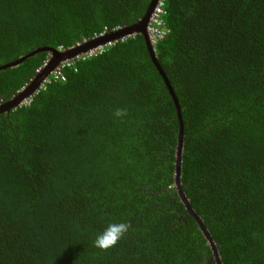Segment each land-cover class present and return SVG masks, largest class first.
<instances>
[{
  "label": "trees",
  "instance_id": "obj_1",
  "mask_svg": "<svg viewBox=\"0 0 264 264\" xmlns=\"http://www.w3.org/2000/svg\"><path fill=\"white\" fill-rule=\"evenodd\" d=\"M151 1L0 0V66L131 26ZM162 3L151 46L182 121L181 190L221 264H264V0ZM49 54L0 70V104ZM178 131L142 34L56 66L0 113V264H216L175 188ZM121 220L125 238L95 247Z\"/></svg>",
  "mask_w": 264,
  "mask_h": 264
},
{
  "label": "water",
  "instance_id": "obj_2",
  "mask_svg": "<svg viewBox=\"0 0 264 264\" xmlns=\"http://www.w3.org/2000/svg\"><path fill=\"white\" fill-rule=\"evenodd\" d=\"M156 2H157V0H152L150 5H149V8L147 9V11L145 13V15L141 19H139L135 24H133L131 26L122 27V28H119L117 30L110 31L104 35L93 38L89 41H85L82 44H77L76 46H74V47H72L66 51H63V52H57L53 48H40V49L34 50V51L24 55V56H21L18 59L14 60L10 63H7L5 65L0 66V70L17 66L18 64H20L21 62L26 60L28 57H31L40 51H47V52H51L53 54L52 58H50L47 61V63L43 66V68L39 72H37V74L34 76V78L24 88H22L20 91H18L7 102L0 104V113L1 112H7L12 108L17 107L21 103V101H23L24 99L29 97L37 89V87L40 85V83L42 81H44V79L48 76V74L51 73L52 70L60 62L72 59L75 56H77L83 52H86L87 50H89L92 47L102 45V44H105V43L110 42V41H116L119 38L130 36V35H133L136 33L142 34L144 37V40L147 44V48H148V51L150 53L151 59H152L153 63L155 64L159 74L162 76V78H163V80H164V82H165V84H166V86H167V88H168V90L172 96L175 107H176L177 118L179 121L178 140H177L176 154H175L176 158H175V176H174L176 190H177L178 195L181 198L185 208L188 210V213L200 225L201 231L203 232V234H204V236H205V238H206V240H207V242L211 248L212 255H213V258H214L216 264H221V262L219 260L217 248H216L214 242L210 238L209 233L207 232L205 227L201 224L199 217L195 214L193 209L189 206V203H188V201H187V199H186L185 195L183 194L181 187H180L179 175H180V163H181V150H182V142H183L182 141L183 140L182 121H181V117H180L176 98L172 93L171 86L169 85L162 69L159 67V65L155 59L152 46H151V44L148 40L147 34H146V25L149 21L150 14L152 13Z\"/></svg>",
  "mask_w": 264,
  "mask_h": 264
},
{
  "label": "clouds",
  "instance_id": "obj_3",
  "mask_svg": "<svg viewBox=\"0 0 264 264\" xmlns=\"http://www.w3.org/2000/svg\"><path fill=\"white\" fill-rule=\"evenodd\" d=\"M158 1V0H157ZM157 3V2H156ZM156 5V4H155ZM148 24V23H147ZM146 27H147V25H146ZM122 28V27H121ZM117 29H119V28H117ZM117 29H115V30H117ZM113 31V30H112ZM108 32H110V31H106V32H104V33H101V34H99V35H96V36H94L93 38H96V37H99V36H101V35H104V34H106V33H108ZM146 34H147V32H146ZM127 37V36H126ZM147 37H148V35H147ZM93 38H91V39H93ZM122 38H124V37H122ZM91 39H89V40H91ZM89 40H83L81 43H77V44H82V43H84L85 41H89ZM148 40H149V38H148ZM112 41H110V42H107V43H111ZM149 42H150V44L152 45V44H155V43H152L150 40H149ZM77 44H75L74 46H76ZM106 44V43H105ZM102 45H104V44H102ZM74 46H72V47H74ZM99 46V45H98ZM72 47H70V48H72ZM96 47V46H95ZM70 48H67V49H54L55 51H57V52H63V51H66V50H68V49H70ZM92 48H94V47H92ZM48 53H50L49 54V57H48V59L43 63V65L40 67V68H38L36 71H35V75L37 74V72H39L42 68H43V66L47 63V61L50 59V58H52V56H53V54L51 53V52H48ZM83 53H85V52H83ZM83 53H81V54H79V55H82ZM78 56V55H77ZM74 58H76V56L74 57ZM73 59V58H72ZM69 60H71V59H69ZM67 61V60H66ZM64 62V61H63ZM60 63H62V62H60ZM60 63L57 65V66H59L60 65ZM74 71H78V69H74ZM46 79V78H45ZM44 79V80H45ZM27 85V84H26ZM24 88V87H23ZM21 90V89H20ZM19 90V91H20ZM18 92V91H17ZM28 98V97H27ZM26 98V99H27ZM26 99H24L23 101H21V103L20 104H23L25 101H26ZM114 115L116 116V117H124V116H126L127 115V109H123V108H118V109H116V111H115V113H114ZM175 188H176V186H175ZM131 227H132V225H131V223L130 222H128V221H126V220H121V221H118V222H111V223H108L107 224V226L103 229V231L102 232H99L97 235H96V238H95V241H94V245H95V247H97V248H99V249H101V250H108V249H110V248H114V247H116L118 244H119V242L122 240V239H124L125 238V236L127 235V233L129 232V230L131 229Z\"/></svg>",
  "mask_w": 264,
  "mask_h": 264
},
{
  "label": "built area",
  "instance_id": "obj_4",
  "mask_svg": "<svg viewBox=\"0 0 264 264\" xmlns=\"http://www.w3.org/2000/svg\"><path fill=\"white\" fill-rule=\"evenodd\" d=\"M162 6H163L162 0H158L153 11H152V13L150 14L149 21H148V24L146 27V32H147L148 38L152 43H156V40L158 38H162L166 33L164 28H163L164 23L161 19V16L164 13ZM109 44L110 43H106L104 45H109ZM104 45H99V46H96L94 48H90L89 50H87L82 55L76 56V58L81 57L83 55L91 57L97 53H100L103 50ZM59 66L60 67L70 66V60H67V61L60 63ZM56 76L60 77L61 75L59 73H57Z\"/></svg>",
  "mask_w": 264,
  "mask_h": 264
}]
</instances>
